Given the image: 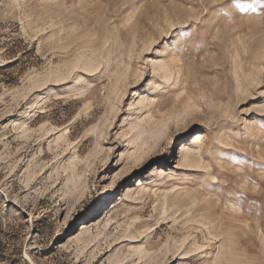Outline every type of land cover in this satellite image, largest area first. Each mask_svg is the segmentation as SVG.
Masks as SVG:
<instances>
[{
	"label": "rangeland",
	"instance_id": "obj_1",
	"mask_svg": "<svg viewBox=\"0 0 264 264\" xmlns=\"http://www.w3.org/2000/svg\"><path fill=\"white\" fill-rule=\"evenodd\" d=\"M0 264H264V0H0Z\"/></svg>",
	"mask_w": 264,
	"mask_h": 264
},
{
	"label": "bare ground",
	"instance_id": "obj_2",
	"mask_svg": "<svg viewBox=\"0 0 264 264\" xmlns=\"http://www.w3.org/2000/svg\"><path fill=\"white\" fill-rule=\"evenodd\" d=\"M85 64V63H84ZM87 64V63H86ZM88 65V64H87ZM75 66V65H74ZM160 66H162V64H160ZM91 68V67H90ZM89 69V68H88ZM166 69V68H165ZM173 71V70H172ZM178 72V71H177ZM179 73V72H178ZM59 76V75H58ZM173 76V73L171 72V71H169L168 69H166L165 70V72H164V78L165 79H171V77ZM63 78V77H62ZM78 78V76L76 75L75 77H74V79H75V81H76V79ZM44 83H46V82H44ZM43 83V84H44ZM111 206V204H109L108 205V207H110Z\"/></svg>",
	"mask_w": 264,
	"mask_h": 264
}]
</instances>
